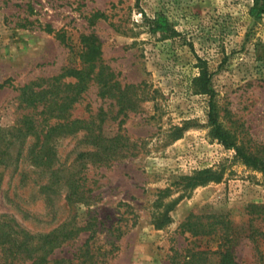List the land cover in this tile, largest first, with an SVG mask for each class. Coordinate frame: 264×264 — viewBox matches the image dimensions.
Here are the masks:
<instances>
[{
	"label": "rangeland",
	"instance_id": "1",
	"mask_svg": "<svg viewBox=\"0 0 264 264\" xmlns=\"http://www.w3.org/2000/svg\"><path fill=\"white\" fill-rule=\"evenodd\" d=\"M253 5L0 0V264H264Z\"/></svg>",
	"mask_w": 264,
	"mask_h": 264
},
{
	"label": "trees",
	"instance_id": "2",
	"mask_svg": "<svg viewBox=\"0 0 264 264\" xmlns=\"http://www.w3.org/2000/svg\"><path fill=\"white\" fill-rule=\"evenodd\" d=\"M251 13L256 16H261L262 14H264V0H254V5L251 9ZM153 22L155 24L153 31L155 32L165 31L167 29V20L164 17L158 15V17L155 18ZM77 76H80V77L82 76L81 70L77 71ZM196 82L203 92H208L211 95V100H210L211 108L209 112V120H210L212 135L215 138H218L225 146L229 148H235L237 151V156L244 163L264 172V158H261L257 155H254V154H251L245 151L241 146H239L231 138V135L229 134V132L225 130L222 123L220 122L217 111H216L215 102H214L215 90H213L210 86L211 75L208 73L206 69H204L201 72V74L197 77ZM106 85H107V82H106ZM213 176L214 174H211L210 177H213Z\"/></svg>",
	"mask_w": 264,
	"mask_h": 264
}]
</instances>
